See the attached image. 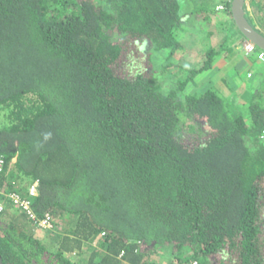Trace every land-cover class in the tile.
Returning a JSON list of instances; mask_svg holds the SVG:
<instances>
[{
    "label": "trees",
    "instance_id": "16d2710c",
    "mask_svg": "<svg viewBox=\"0 0 264 264\" xmlns=\"http://www.w3.org/2000/svg\"><path fill=\"white\" fill-rule=\"evenodd\" d=\"M183 3L0 0V180L38 182L33 208L57 221L51 251L17 210L0 218L2 264H264V74L245 110L226 79L196 91L218 56L239 59L225 39L176 64L178 32L212 18ZM245 10L264 35V0ZM170 70L185 77L168 87Z\"/></svg>",
    "mask_w": 264,
    "mask_h": 264
},
{
    "label": "rangeland",
    "instance_id": "374dc122",
    "mask_svg": "<svg viewBox=\"0 0 264 264\" xmlns=\"http://www.w3.org/2000/svg\"><path fill=\"white\" fill-rule=\"evenodd\" d=\"M225 1L227 0H184L182 7L186 11L193 12V10L198 11L205 9L206 13H208L207 15L212 17L211 20L207 22L211 26L208 27L207 23L200 24V19H198V16H194V20L191 22L189 21L185 25L186 31L178 32V39L184 46L185 50L184 53L179 55L181 58L179 57L177 60L173 61L176 64L184 63L185 65L193 68L200 67V65L203 64L202 62L205 60L202 55L210 47H214V45H216L214 48H218L221 41L228 39V43L234 47V53H236V57L240 60H244L243 64H241L242 61L235 63L231 65L227 72H225V69L230 66L232 62L227 58V54L223 53L214 60L213 68L209 71L199 74L194 80L195 83H192L193 85L191 84V86L199 93H203L210 84L214 83L219 85L222 83V80L226 79L228 80L231 90H229L230 93H228V90L224 91L225 98L230 100L232 109H237V107L239 108L240 106L239 109L245 110V108L240 105L242 104V101L238 96L239 92L242 93L243 87L246 88L252 79H256V73L258 71H261L264 74V64L262 67L259 64H254L252 67H250V61H246L245 52L241 41L242 36L240 35L232 18L226 14V12H224ZM206 31H208V33L211 32L212 35L207 37ZM144 49L149 50L148 47ZM151 53L154 55L153 58L158 60L162 67L167 66L166 63L169 62H165L164 57H156V54H154L153 51ZM178 72L174 73L170 70L165 73L167 80L166 84L168 87L176 82L175 76L177 74H179L177 78L185 77L183 73ZM253 74H255V77H253ZM9 215H13V213L7 212L6 216L2 218V221L7 219ZM68 221H71V218L64 220L63 227H69ZM27 229L31 231V233H34L38 239H41L51 251H54L55 247L53 246L54 244L52 241L54 232L49 233L48 231H38L33 226H30ZM82 253L83 252L76 251L71 253L69 256L74 261H80L83 257Z\"/></svg>",
    "mask_w": 264,
    "mask_h": 264
},
{
    "label": "built area",
    "instance_id": "2783aa9c",
    "mask_svg": "<svg viewBox=\"0 0 264 264\" xmlns=\"http://www.w3.org/2000/svg\"><path fill=\"white\" fill-rule=\"evenodd\" d=\"M246 55H250L256 51V46L249 41L243 45ZM259 58L264 62V53H260ZM5 161L0 157V176L4 173ZM38 182H34L27 187L26 195H22L17 191L4 189L0 180V218L3 217L8 210H17L23 214L27 220L32 223L38 231L54 232L56 230L57 221L50 215L39 218L33 208V197L37 194Z\"/></svg>",
    "mask_w": 264,
    "mask_h": 264
},
{
    "label": "water",
    "instance_id": "95a60500",
    "mask_svg": "<svg viewBox=\"0 0 264 264\" xmlns=\"http://www.w3.org/2000/svg\"><path fill=\"white\" fill-rule=\"evenodd\" d=\"M248 0H232L231 13L234 24L240 33L252 44L264 51V35L246 17L245 6ZM2 264V262H0Z\"/></svg>",
    "mask_w": 264,
    "mask_h": 264
},
{
    "label": "crops",
    "instance_id": "0c3cea01",
    "mask_svg": "<svg viewBox=\"0 0 264 264\" xmlns=\"http://www.w3.org/2000/svg\"><path fill=\"white\" fill-rule=\"evenodd\" d=\"M244 42H245V41H244ZM244 42H242V47H243V43H244ZM245 57H246V61H247V60H248V57L246 56V54H245ZM241 61H242V62H241ZM243 61H244V60H240V59H239L237 62H234V63L241 62V64H243ZM246 61H245V62H246ZM250 67H251V66H250ZM226 71H227V69H225V72H226ZM10 211L14 212V214H16L17 216H19V213H17V211H15V210H10Z\"/></svg>",
    "mask_w": 264,
    "mask_h": 264
},
{
    "label": "clouds",
    "instance_id": "9594fccd",
    "mask_svg": "<svg viewBox=\"0 0 264 264\" xmlns=\"http://www.w3.org/2000/svg\"><path fill=\"white\" fill-rule=\"evenodd\" d=\"M246 41H248V40H245V42H246ZM12 210H13V209H12ZM8 212H12V211L8 210ZM12 213L14 214V212H12ZM6 214H7V213H6ZM6 214H5L3 217H1V218H4V217L6 216ZM15 215H16V214H15ZM26 219H27V218H26ZM31 225H32V224H31ZM32 226H33V225H32ZM32 226H31V227H32ZM33 227H34V226H33ZM34 228H35V227H34ZM52 232H53V231H52ZM54 232H56V230H55ZM49 233H51V232H49ZM49 233H48V234H49ZM33 235H35V234L33 233ZM35 237H36V236H35ZM36 238H37V237H36ZM37 239H38V238H37ZM39 240H41V239H39Z\"/></svg>",
    "mask_w": 264,
    "mask_h": 264
}]
</instances>
